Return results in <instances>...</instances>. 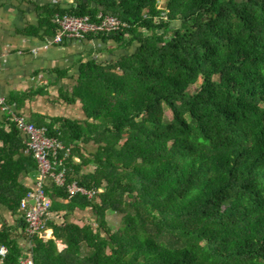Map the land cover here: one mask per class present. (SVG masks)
Returning <instances> with one entry per match:
<instances>
[{
  "label": "trees",
  "instance_id": "trees-1",
  "mask_svg": "<svg viewBox=\"0 0 264 264\" xmlns=\"http://www.w3.org/2000/svg\"><path fill=\"white\" fill-rule=\"evenodd\" d=\"M165 1L163 9L158 0H77L50 9V19L117 16L129 27L95 38L128 54L80 64L65 102L78 101L85 119L44 124L71 150L65 167L79 154L77 141L96 144L82 157L93 170L66 176L103 192L68 198L50 185L51 211L88 217L82 226L49 225L65 245L60 253L53 240L35 239L24 254L0 230L4 264L23 256L35 264H264V0ZM9 127L5 133L0 124V202L3 196L16 212L28 190L1 193L37 165ZM114 214L122 215L116 229Z\"/></svg>",
  "mask_w": 264,
  "mask_h": 264
},
{
  "label": "crops",
  "instance_id": "crops-1",
  "mask_svg": "<svg viewBox=\"0 0 264 264\" xmlns=\"http://www.w3.org/2000/svg\"><path fill=\"white\" fill-rule=\"evenodd\" d=\"M76 3L77 0H0V97L16 115H23L38 126L48 125L50 120L55 118L83 121L85 116L80 103L65 102V99L70 97L71 88L78 78L80 64L94 61L106 65L120 58V48L114 41L110 42L115 51L110 54L109 42L104 43L93 37L84 41L64 40L60 45H49L44 48L55 34L50 9L55 7L69 9ZM46 21L50 23L47 24ZM34 50L36 54H33ZM9 123L11 122L8 115L0 111V124L5 133L11 130ZM59 126L58 123L55 124L54 129L57 130ZM22 136L26 139L24 135ZM77 148L79 154L72 157L66 168L69 170L67 172L72 170L73 175L80 177L90 173L94 168L93 165L85 164L82 157L94 153L96 144L92 140H79ZM20 153L28 156L25 149L20 150ZM19 157V154L15 156L17 160ZM20 165L23 168V163ZM37 178V170L34 173L22 171L17 177V185L5 187L1 195L5 198L17 197L23 192V188L31 192L35 188ZM50 185L47 184L48 189ZM48 192L54 196L51 188ZM1 198L6 204L0 202V230H5L24 254H32L35 239L43 243L53 240L57 253H60L65 249V245L61 240L55 239L49 225L60 224L66 220L82 226L88 217L85 212H74L64 217L62 211H51L47 225L49 239L44 241L36 237L30 244L22 211L18 208L13 212L11 208L14 205L9 206L7 199H3V196ZM83 252L86 253L85 250ZM24 259H31L34 262L32 258L24 256L19 262Z\"/></svg>",
  "mask_w": 264,
  "mask_h": 264
},
{
  "label": "built area",
  "instance_id": "built-area-1",
  "mask_svg": "<svg viewBox=\"0 0 264 264\" xmlns=\"http://www.w3.org/2000/svg\"><path fill=\"white\" fill-rule=\"evenodd\" d=\"M51 22L55 27V34L44 48L49 45H60L64 40L84 41L91 37L108 36L129 27L128 23L117 16L102 12H99L94 20L89 16L77 17L67 13H55L51 17ZM33 54H36V50ZM0 111L7 112L9 122H12L25 136L26 152L32 155L37 165L38 178L35 188L20 203L26 234L30 244L36 237L47 241L50 237L47 225L51 218L52 205L48 183L63 189L68 198L81 195L92 200L97 198L103 189H90L79 185L76 181H67L64 162L70 157L71 150L59 138L48 136L46 126H37L23 115H16L1 97ZM7 256L8 250L0 247V264L5 263ZM19 264H34V262L31 259H24Z\"/></svg>",
  "mask_w": 264,
  "mask_h": 264
},
{
  "label": "rangeland",
  "instance_id": "rangeland-1",
  "mask_svg": "<svg viewBox=\"0 0 264 264\" xmlns=\"http://www.w3.org/2000/svg\"><path fill=\"white\" fill-rule=\"evenodd\" d=\"M165 3H166L165 0H158L159 9H163L165 6ZM108 42H109L108 51L110 52V54H112V52L115 51V49H114V47H112V42H110V41H108ZM127 54H128V51L126 49H120L119 57L127 55ZM196 87H197V85L194 87H191L189 91L190 92L195 91ZM84 88L86 89V92L89 93V92H91L93 86L88 85V86H85ZM65 95H66V93H65ZM6 115H7V112H6ZM164 118H165V121H169L172 119V114L169 111V109H167V108H164ZM121 218H122V215H120V214L109 215V220L115 229L120 225Z\"/></svg>",
  "mask_w": 264,
  "mask_h": 264
},
{
  "label": "water",
  "instance_id": "water-1",
  "mask_svg": "<svg viewBox=\"0 0 264 264\" xmlns=\"http://www.w3.org/2000/svg\"><path fill=\"white\" fill-rule=\"evenodd\" d=\"M33 203V202H32Z\"/></svg>",
  "mask_w": 264,
  "mask_h": 264
}]
</instances>
